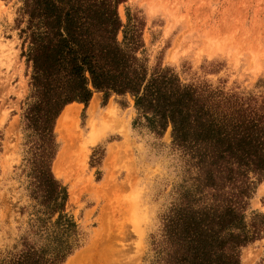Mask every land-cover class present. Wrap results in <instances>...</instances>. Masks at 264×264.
Returning <instances> with one entry per match:
<instances>
[{"label": "trees", "instance_id": "trees-1", "mask_svg": "<svg viewBox=\"0 0 264 264\" xmlns=\"http://www.w3.org/2000/svg\"><path fill=\"white\" fill-rule=\"evenodd\" d=\"M123 1L22 0V54L32 64L22 124L36 209L0 264H62L81 246L68 189L52 170L55 126L65 106L87 105L95 92L104 104L130 94L136 126L144 119L159 135L171 126L195 171L163 215L148 264H241L242 249L264 233V215L247 219L264 179V94L184 84L168 67L151 71L143 23L130 14L122 22Z\"/></svg>", "mask_w": 264, "mask_h": 264}, {"label": "rangeland", "instance_id": "rangeland-1", "mask_svg": "<svg viewBox=\"0 0 264 264\" xmlns=\"http://www.w3.org/2000/svg\"><path fill=\"white\" fill-rule=\"evenodd\" d=\"M21 6L22 0H0L1 256L26 233L36 209L22 124L32 64L22 54L27 44ZM118 12L124 24L128 14L142 21L151 71L168 67L184 84L209 83L226 91L264 94V0H125ZM96 95L100 115L95 142L88 146L86 158L75 148V156L63 161L61 168L70 173L68 181L53 170L61 148L55 126L59 147L52 170L68 189L67 211L78 224L81 240L71 256L91 249L101 258L99 264H148L163 215L195 171L173 142L171 126L159 135L144 119L134 124L138 113L130 94H112L106 104L102 92ZM75 103L80 110L69 123L70 130L75 123L88 133L90 101ZM108 105L113 108L111 115L106 112ZM253 212L264 215V179L251 199L248 221ZM263 259L264 233L242 249L241 264H263Z\"/></svg>", "mask_w": 264, "mask_h": 264}, {"label": "bare ground", "instance_id": "bare-ground-1", "mask_svg": "<svg viewBox=\"0 0 264 264\" xmlns=\"http://www.w3.org/2000/svg\"><path fill=\"white\" fill-rule=\"evenodd\" d=\"M112 109V105H108L106 112L110 113L112 112ZM79 110L80 106L78 103L73 102L68 104L63 109L56 122V132L59 134L61 148L55 159L53 170L56 176L64 177L67 181L70 179V173H66V171L61 168V164L63 163V161L75 156V148H78L81 151V153L83 154H80L81 157L83 156L86 158L88 146L95 142V123L100 115L99 97L97 95L93 96L88 106L87 127L89 128V131L88 133L86 132L87 135L84 131L78 129L80 127L74 126L75 123H72L73 128L71 130L69 127V123H71L72 120L77 118ZM90 250L91 249L88 250L89 253L87 251H81L76 255L69 257V259L64 264H99L102 261L100 260L101 258L97 257L96 255H93L92 252L91 254Z\"/></svg>", "mask_w": 264, "mask_h": 264}, {"label": "crops", "instance_id": "crops-1", "mask_svg": "<svg viewBox=\"0 0 264 264\" xmlns=\"http://www.w3.org/2000/svg\"><path fill=\"white\" fill-rule=\"evenodd\" d=\"M91 101V100H90Z\"/></svg>", "mask_w": 264, "mask_h": 264}]
</instances>
